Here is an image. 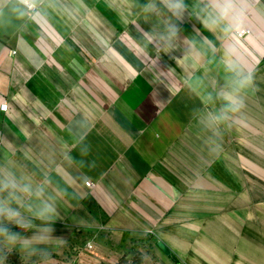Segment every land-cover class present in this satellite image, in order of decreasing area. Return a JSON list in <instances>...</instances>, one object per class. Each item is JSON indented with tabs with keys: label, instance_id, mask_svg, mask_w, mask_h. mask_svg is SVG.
<instances>
[{
	"label": "crops",
	"instance_id": "crops-1",
	"mask_svg": "<svg viewBox=\"0 0 264 264\" xmlns=\"http://www.w3.org/2000/svg\"><path fill=\"white\" fill-rule=\"evenodd\" d=\"M29 1L32 17L20 0H0V163L12 160L36 181L50 177L55 235L66 239L52 264L71 260L77 233L91 244L79 264H264V209L232 203L236 163L215 160L232 152L231 126L222 125V144L221 125L210 136L200 123V91L215 89L217 65L225 73V34L207 26L208 0H185L180 20L159 0V14L144 10L149 0ZM238 5L251 27L245 12L264 16V0ZM170 22L180 30L166 46L159 37ZM258 38L257 52L243 44L241 61L251 51L264 58ZM239 71L247 70L239 63ZM190 128L204 144H187Z\"/></svg>",
	"mask_w": 264,
	"mask_h": 264
},
{
	"label": "clouds",
	"instance_id": "clouds-1",
	"mask_svg": "<svg viewBox=\"0 0 264 264\" xmlns=\"http://www.w3.org/2000/svg\"><path fill=\"white\" fill-rule=\"evenodd\" d=\"M159 5L176 20L182 19L187 9L185 0H159ZM144 10L159 14L161 9L156 0H149ZM205 13L209 29L218 28L225 34L222 63L224 71L229 74L222 90L215 94L207 93L204 97L206 105L221 102L218 110H207L200 120L206 129L215 134L220 125L241 112L244 107L241 93L252 85L253 78L239 71L245 19L238 0H208ZM179 30L177 23L170 22L159 40L170 46ZM145 39L152 43L154 38L145 36ZM190 55L198 61L200 53L191 52ZM48 179L50 177H46L45 181H36L12 160L0 163V264H8V257L13 253L20 254L26 264H52L56 249L66 243L65 238L55 235L60 212L57 197L47 194ZM61 192L69 195L67 189H61Z\"/></svg>",
	"mask_w": 264,
	"mask_h": 264
},
{
	"label": "rangeland",
	"instance_id": "rangeland-1",
	"mask_svg": "<svg viewBox=\"0 0 264 264\" xmlns=\"http://www.w3.org/2000/svg\"><path fill=\"white\" fill-rule=\"evenodd\" d=\"M255 11L256 9L252 8V11L249 10L247 11V13L245 12L248 19L256 20V22L253 27L245 23V27H244L245 32L243 33V37H244L243 44H246L245 46L248 49L253 50V52H257L258 49L257 47L256 48L252 47L254 45L252 42H254L255 40L259 42L260 40H258L259 39L258 36H260V38L264 37V16L257 15V18L255 19L256 16ZM253 52L251 51L250 54L246 52V55L243 56L244 61L240 60L239 62L240 64H242V67L245 70H247V71H242L241 73L244 75H251L253 78V83L250 87L244 89L241 93L244 99L243 109L246 110L242 109L241 112L232 115L230 119L227 121L228 124L231 126V131L230 130L227 131L228 137H226V145H230L232 152L231 153L217 152L215 154V160L219 162L220 160H225V158L229 159V157H231L232 160L236 163L237 167L234 169L236 173H233L232 175V184H231V192H230L233 198L232 203L234 202L235 204H237V207H241L242 205L245 206V204L247 203L246 205L249 208L257 207L264 209V200L263 203L254 200L257 197H262L263 195L260 194L264 193V130L261 131L257 129V125H261L264 123V109H263L264 106L263 108H259L258 110L257 109L258 106L256 105L257 98L258 100L259 99L262 100V98H264V58L260 60L261 56L260 55L257 56V54ZM220 53L221 55H224L222 49ZM246 60L250 61L251 65L249 63L247 64ZM258 61L259 63H257ZM246 64L249 65L247 66L248 68L246 67ZM250 66H252L250 68L251 72L249 71ZM223 68L224 67L221 66V70H223ZM219 70L220 67H218L217 65V72L215 73V77L212 78L210 76L209 78L210 81L211 80L214 81L216 86L215 89H210V90L201 89L200 91L201 98L202 96H206L207 93L215 94V92L222 90L225 87L227 82L226 77L229 74H227L226 72L218 73ZM220 106L221 104H218L215 107L218 110ZM197 107L203 110L201 112H206L207 110H212L214 105L205 104L203 106L201 105ZM189 108L190 110L187 111L190 112L191 106H189ZM222 125L220 129H218L216 135L215 134L214 135L216 137L215 141L217 143L225 144V142L223 141L225 138H223L224 131ZM212 135L213 132H210V136ZM207 136L208 135L206 133H200V138L201 140H204L205 143H207V139H208ZM182 138L185 141L186 139L188 140L187 144H192L191 141L193 139H196V141H198L200 144H204L203 141L198 140L197 136L196 138H193V134L191 133V128L186 133H184V136ZM209 138L212 139L213 137H209ZM182 144L184 143L182 142ZM202 146L203 145H201V150H202ZM186 148L187 146H184V149ZM240 148L242 150L245 149L246 151L241 152L239 151L241 150ZM182 155L184 157L191 156L190 153H185V152L182 153ZM203 155L209 157V154L204 153ZM245 163L246 166L244 165ZM240 179L242 182H244V185H241L239 183ZM184 187L186 190L190 189V187L187 185ZM192 193L195 194V192ZM241 194H243L244 197H247L248 202L239 201V197ZM225 207H230V206H225ZM262 220L264 225V217L262 218ZM84 236L85 234H80V233L73 235L71 260H68L66 264H79L76 260L78 259V257L81 256V251H82L81 247H85V245L87 246V243L90 242V240L85 239ZM81 237H83V239ZM8 264H26V262L21 259L20 254L13 253L8 257ZM27 264H31V262H27ZM58 264H65V263H58Z\"/></svg>",
	"mask_w": 264,
	"mask_h": 264
},
{
	"label": "built area",
	"instance_id": "built-area-1",
	"mask_svg": "<svg viewBox=\"0 0 264 264\" xmlns=\"http://www.w3.org/2000/svg\"><path fill=\"white\" fill-rule=\"evenodd\" d=\"M25 6H26V10H27V16L29 17H32L34 15V13L36 12V4L34 2H31L29 0H20ZM12 53L14 54L15 53V50H12ZM7 108V104L4 103L1 105V109L5 110ZM85 184L87 186H90V182H85ZM87 247L90 248L91 247V244L90 243H87Z\"/></svg>",
	"mask_w": 264,
	"mask_h": 264
},
{
	"label": "water",
	"instance_id": "water-1",
	"mask_svg": "<svg viewBox=\"0 0 264 264\" xmlns=\"http://www.w3.org/2000/svg\"><path fill=\"white\" fill-rule=\"evenodd\" d=\"M160 246H162V245L160 244ZM162 248H163V246H162Z\"/></svg>",
	"mask_w": 264,
	"mask_h": 264
}]
</instances>
